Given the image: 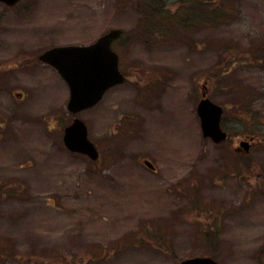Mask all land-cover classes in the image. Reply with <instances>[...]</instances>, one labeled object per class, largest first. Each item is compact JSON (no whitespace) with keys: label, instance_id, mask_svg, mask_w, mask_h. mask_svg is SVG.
I'll return each mask as SVG.
<instances>
[{"label":"rangeland","instance_id":"rangeland-1","mask_svg":"<svg viewBox=\"0 0 264 264\" xmlns=\"http://www.w3.org/2000/svg\"><path fill=\"white\" fill-rule=\"evenodd\" d=\"M138 1L0 4V264H180L206 256L200 229L218 232L219 264H264V0H215L225 18L199 25L190 9L185 29L183 0ZM159 1L166 40L140 37ZM114 28L128 80L78 115L94 164L65 148L69 89L38 56ZM204 92L226 110V145L203 137Z\"/></svg>","mask_w":264,"mask_h":264},{"label":"water","instance_id":"water-1","mask_svg":"<svg viewBox=\"0 0 264 264\" xmlns=\"http://www.w3.org/2000/svg\"><path fill=\"white\" fill-rule=\"evenodd\" d=\"M9 5L19 0H0ZM122 31L115 29L101 37L91 46L58 47L45 52L41 60L54 65L66 80L70 88L68 110L78 113L92 108L103 98L106 91L125 81L119 71V57L111 49L112 42L121 35ZM198 114L202 121L205 137H211L219 143L227 135L221 130L220 122L223 108L213 104L209 99L201 100ZM64 143L72 151L89 156L93 160L99 157L96 146L89 140L86 124L75 119L66 127ZM241 147L249 151V144L242 142ZM145 164L153 166L148 161ZM182 264H218L210 258H197L184 261Z\"/></svg>","mask_w":264,"mask_h":264},{"label":"trees","instance_id":"trees-1","mask_svg":"<svg viewBox=\"0 0 264 264\" xmlns=\"http://www.w3.org/2000/svg\"><path fill=\"white\" fill-rule=\"evenodd\" d=\"M180 2H182V3L178 9L177 17H179V15H181V13H185L184 16L189 18L188 15H189L190 9H192V11H194L195 13H197V9L201 10L204 13V16L202 17L203 21H208V22L222 21V19H224L226 16V14H224L222 12L212 13L213 8H209V7H210L211 3H214L215 1L211 2V0H183ZM140 4H141V0H139L137 3H135V7L137 8V10L139 12L141 11ZM166 4H167L166 1H164V2L159 1L155 5H149V6H150V8L154 9L156 14L157 13L161 14V13L165 12V11H163V7L165 10ZM167 19L163 22L157 20L160 23L159 25L162 28H161V30H155L153 28L148 27L146 18H144V16L141 13V15L139 17V24H138V29H139L140 33L143 34L141 36L148 39L150 36H157V34H158V37H160L159 33L163 32L164 28H167V25H166V22L168 21ZM180 19H181V21H184L182 18H180ZM201 21H202V19H201ZM160 38H161L160 40L162 41L165 37H160ZM9 194L14 196L15 191L11 190L9 192ZM201 235H203V237H204V242L206 244V248L209 246H212L213 256L217 257L218 256V253H217L218 252V244H219L218 243V235H219L218 232L211 230V229H207L204 233L201 232ZM206 248L204 249V253L208 252Z\"/></svg>","mask_w":264,"mask_h":264},{"label":"flooded vegetation","instance_id":"flooded-vegetation-1","mask_svg":"<svg viewBox=\"0 0 264 264\" xmlns=\"http://www.w3.org/2000/svg\"><path fill=\"white\" fill-rule=\"evenodd\" d=\"M7 9H14V8H17V7H14V8H9V7H7V6H5ZM47 50V49H46ZM45 51V50H44ZM48 67H50L52 70L54 69L53 67H51V66H49V65H47Z\"/></svg>","mask_w":264,"mask_h":264}]
</instances>
